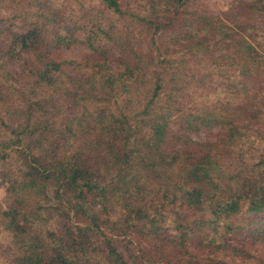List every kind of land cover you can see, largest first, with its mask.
Returning a JSON list of instances; mask_svg holds the SVG:
<instances>
[{
	"label": "trees",
	"instance_id": "1",
	"mask_svg": "<svg viewBox=\"0 0 264 264\" xmlns=\"http://www.w3.org/2000/svg\"><path fill=\"white\" fill-rule=\"evenodd\" d=\"M202 1L0 0L5 264H264V0Z\"/></svg>",
	"mask_w": 264,
	"mask_h": 264
},
{
	"label": "rangeland",
	"instance_id": "2",
	"mask_svg": "<svg viewBox=\"0 0 264 264\" xmlns=\"http://www.w3.org/2000/svg\"><path fill=\"white\" fill-rule=\"evenodd\" d=\"M203 5L209 10V11H213V12H217V11H227V1L226 0H203ZM211 133H200L199 135H197L196 137L204 139V138H210L212 137L214 134ZM3 189L2 186H0V201L3 200L5 197H3ZM8 240V236L5 232H3L2 230H0V243L1 242H6ZM134 242H136V239H134ZM142 248H140L142 250V252H146L145 247L147 246L145 243H141ZM141 245L136 244V247H141ZM254 254L260 258V257H264V248H260V249H256L253 251ZM239 263H245L246 262L243 260H238ZM0 264H5V262L0 258Z\"/></svg>",
	"mask_w": 264,
	"mask_h": 264
}]
</instances>
